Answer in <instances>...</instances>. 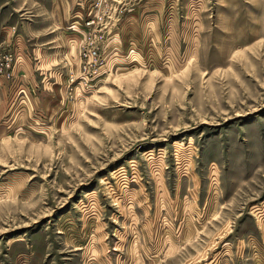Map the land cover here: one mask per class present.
I'll list each match as a JSON object with an SVG mask.
<instances>
[{
  "label": "rangeland",
  "instance_id": "obj_1",
  "mask_svg": "<svg viewBox=\"0 0 264 264\" xmlns=\"http://www.w3.org/2000/svg\"><path fill=\"white\" fill-rule=\"evenodd\" d=\"M82 1L0 0V264H264V0Z\"/></svg>",
  "mask_w": 264,
  "mask_h": 264
},
{
  "label": "crops",
  "instance_id": "obj_2",
  "mask_svg": "<svg viewBox=\"0 0 264 264\" xmlns=\"http://www.w3.org/2000/svg\"><path fill=\"white\" fill-rule=\"evenodd\" d=\"M92 1H93V0H85V2L82 1L81 5H83V7L86 6V8H87V10H88V8H89V6H90V3H91ZM103 5H104V4H102L101 6H103ZM78 9L80 10V9H81V6H80ZM102 17H103V15H102ZM100 18H101V17H100ZM100 18H99V19H100ZM123 35H125V30H124V28H123V32H122V36H123ZM23 71H24V68L22 69V72H23ZM1 90H2L1 93H3V88H1ZM5 90H6V88H5ZM12 90H13V89L10 88V91H12ZM1 100H3V98H0V101H1Z\"/></svg>",
  "mask_w": 264,
  "mask_h": 264
},
{
  "label": "built area",
  "instance_id": "obj_3",
  "mask_svg": "<svg viewBox=\"0 0 264 264\" xmlns=\"http://www.w3.org/2000/svg\"><path fill=\"white\" fill-rule=\"evenodd\" d=\"M106 1L107 0H97L96 3H94L95 4V7L98 8V6H101ZM85 20L87 22V25H90L91 23H93L95 21V17L89 16V18L88 19H85ZM89 49H91V48H87V50H89Z\"/></svg>",
  "mask_w": 264,
  "mask_h": 264
}]
</instances>
